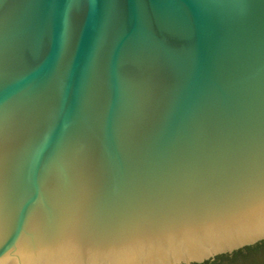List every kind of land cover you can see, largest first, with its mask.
<instances>
[{"label": "water", "instance_id": "1", "mask_svg": "<svg viewBox=\"0 0 264 264\" xmlns=\"http://www.w3.org/2000/svg\"><path fill=\"white\" fill-rule=\"evenodd\" d=\"M262 242L264 0H0V264Z\"/></svg>", "mask_w": 264, "mask_h": 264}, {"label": "snow or ice", "instance_id": "2", "mask_svg": "<svg viewBox=\"0 0 264 264\" xmlns=\"http://www.w3.org/2000/svg\"><path fill=\"white\" fill-rule=\"evenodd\" d=\"M78 0H72V4H76ZM73 16V7H69V9L65 13V40L68 45V54L64 57V62L68 65L71 64L72 55L75 48L76 40H77V28L72 19Z\"/></svg>", "mask_w": 264, "mask_h": 264}, {"label": "rangeland", "instance_id": "3", "mask_svg": "<svg viewBox=\"0 0 264 264\" xmlns=\"http://www.w3.org/2000/svg\"><path fill=\"white\" fill-rule=\"evenodd\" d=\"M264 264V248L247 251L230 259L219 261L217 264Z\"/></svg>", "mask_w": 264, "mask_h": 264}, {"label": "trees", "instance_id": "4", "mask_svg": "<svg viewBox=\"0 0 264 264\" xmlns=\"http://www.w3.org/2000/svg\"><path fill=\"white\" fill-rule=\"evenodd\" d=\"M261 248H264V242H262V243H260V244H257V245L254 246V247H248V248H245V249H243V250L251 251V250H259V249H261ZM243 250H240V251H238V252H235V253H234V256H236V255L242 253ZM222 257H226V255H224V256H220V257H218L216 260H218V259H220V258H222Z\"/></svg>", "mask_w": 264, "mask_h": 264}, {"label": "flooded vegetation", "instance_id": "5", "mask_svg": "<svg viewBox=\"0 0 264 264\" xmlns=\"http://www.w3.org/2000/svg\"><path fill=\"white\" fill-rule=\"evenodd\" d=\"M247 251V250H246ZM232 256H234V254H232V255H226V257H222V258H220V259H218V260H214V261H210V262H205V263H203V264H217L221 259H230ZM236 264H237V262L236 261H234Z\"/></svg>", "mask_w": 264, "mask_h": 264}]
</instances>
